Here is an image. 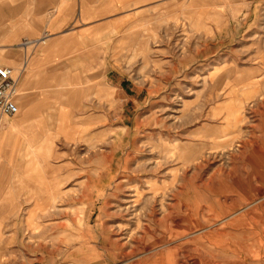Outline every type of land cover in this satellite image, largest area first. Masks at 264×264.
Returning <instances> with one entry per match:
<instances>
[{
	"label": "rangeland",
	"instance_id": "1",
	"mask_svg": "<svg viewBox=\"0 0 264 264\" xmlns=\"http://www.w3.org/2000/svg\"><path fill=\"white\" fill-rule=\"evenodd\" d=\"M149 18L108 44L122 94L108 87L105 110L93 90L75 133L71 87L54 97L36 185L58 198L36 229L21 199L1 212L24 241L59 229L58 264H264V0H173ZM8 238L0 264H25ZM33 249L53 264L56 248Z\"/></svg>",
	"mask_w": 264,
	"mask_h": 264
},
{
	"label": "crops",
	"instance_id": "2",
	"mask_svg": "<svg viewBox=\"0 0 264 264\" xmlns=\"http://www.w3.org/2000/svg\"><path fill=\"white\" fill-rule=\"evenodd\" d=\"M172 2L0 0V67L13 68L19 76L17 100L21 108L16 117L4 120L0 131V236L2 232L8 236L10 246L32 249L23 250L21 263L46 261L43 253L33 249L37 246L56 248L55 258L49 260L58 264L59 259V229H46V243L38 242L36 235L32 239L36 242L24 241L20 234L16 238L17 230L7 212H1L15 208V200H23L27 209L25 229L32 232L36 229L35 217L43 214V200L58 198L54 192L38 190L36 185L43 181L44 168L49 166L48 159L38 157L37 152L45 150L49 155V138L44 136L51 132L54 97L71 87L76 133L89 118L86 112L91 109L93 90L100 95V102H105L104 110L108 87L122 94V84L114 82L117 74L108 71L107 56L113 50L108 44L120 37L116 34L123 32L125 24H138L142 15L149 16L152 23L157 15L169 16ZM29 40L43 41L32 55L31 48L23 46ZM52 177L48 172L47 179ZM17 182L27 183V189L18 191L14 185Z\"/></svg>",
	"mask_w": 264,
	"mask_h": 264
},
{
	"label": "built area",
	"instance_id": "3",
	"mask_svg": "<svg viewBox=\"0 0 264 264\" xmlns=\"http://www.w3.org/2000/svg\"><path fill=\"white\" fill-rule=\"evenodd\" d=\"M40 41H26L24 47L32 46L37 48ZM19 76L13 68L0 67V131L5 119L13 118L20 113L19 105L16 101L18 94Z\"/></svg>",
	"mask_w": 264,
	"mask_h": 264
},
{
	"label": "bare ground",
	"instance_id": "4",
	"mask_svg": "<svg viewBox=\"0 0 264 264\" xmlns=\"http://www.w3.org/2000/svg\"><path fill=\"white\" fill-rule=\"evenodd\" d=\"M155 251V250H154Z\"/></svg>",
	"mask_w": 264,
	"mask_h": 264
}]
</instances>
